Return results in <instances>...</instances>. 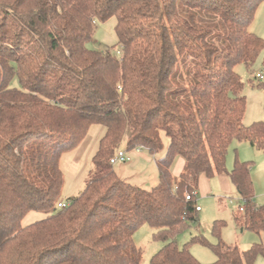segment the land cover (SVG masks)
<instances>
[{"label":"trees","instance_id":"trees-1","mask_svg":"<svg viewBox=\"0 0 264 264\" xmlns=\"http://www.w3.org/2000/svg\"><path fill=\"white\" fill-rule=\"evenodd\" d=\"M263 2L0 0V264H141L134 234L145 224L165 243L150 264H203L192 243L212 249V264L264 258L263 243L242 252L221 239L195 236L182 249L176 240L198 222L197 201L186 196L198 192L202 174L228 173L245 206L235 223L264 233L252 163L226 168L233 141L264 151V120L245 125L236 71H251L264 52V39L249 29ZM113 18L121 51L90 48L96 22ZM93 125L105 129L94 168L61 209V157ZM124 144L128 153L165 152L156 187L118 176L111 159ZM179 157L185 165L175 177ZM34 211L46 217L23 226Z\"/></svg>","mask_w":264,"mask_h":264},{"label":"rangeland","instance_id":"rangeland-1","mask_svg":"<svg viewBox=\"0 0 264 264\" xmlns=\"http://www.w3.org/2000/svg\"><path fill=\"white\" fill-rule=\"evenodd\" d=\"M96 23L94 40L89 47L101 51L109 49L113 52L121 51L115 30L116 19L113 18L106 23L98 21ZM249 29L252 33L264 39V2L259 5ZM263 59L264 52L260 54L251 71L244 65H239L236 69L244 83L243 95L247 100V110L244 118L246 125L264 119V88L259 85L264 83V80H259L256 77L257 74H264ZM104 132L105 129L102 125H93L89 130L88 137L82 144L62 155L60 161L64 176L62 201L67 202L68 199L76 197L84 191L89 173L94 168L92 158L98 150ZM165 144L167 147V140ZM121 149L126 150L125 144L122 145ZM142 152L151 157V160L143 158L139 166H133L134 161L118 163L114 168L121 179L134 186L151 190L158 185L160 179L156 159L164 157L165 152L158 153L155 156L145 149ZM236 161L252 163L251 178L254 185L255 200L258 206H264V151L255 150L249 142L233 141L227 155L226 168L228 171L233 169ZM183 166V158H177L172 166L173 175L178 176ZM197 205L201 208V212L198 213V222L191 223L190 227L177 234L176 240L179 248H184L195 236H202L214 245L218 244L221 239L227 245L238 246L242 252L247 251L256 243L264 244V233L244 231L235 223L234 217L239 212L240 205H244L238 197L236 189L228 195L214 194L212 197L198 198ZM45 217L46 215L42 212H31L23 219L22 225H32ZM216 221L222 224L220 235L214 232ZM157 232V229L148 224L141 226L135 232V244L143 250L141 264H150L152 257L164 247V242L155 239ZM189 249L203 264H212L217 260L216 254L206 245L192 243ZM254 264H264V258L259 255Z\"/></svg>","mask_w":264,"mask_h":264},{"label":"crops","instance_id":"crops-1","mask_svg":"<svg viewBox=\"0 0 264 264\" xmlns=\"http://www.w3.org/2000/svg\"><path fill=\"white\" fill-rule=\"evenodd\" d=\"M262 120H264V119H259V120H256L255 122L262 121ZM254 149L257 150L256 148H254ZM130 154L132 155V162L134 161L133 166H139L140 161L143 158L145 160H151V157H149L145 152H142V151L136 150V151L131 152ZM184 165H185V161H184ZM183 169H184V166H183L182 170L180 171V174L182 173ZM252 170H253V168H252ZM180 174L178 176H180ZM178 176H175V177H178ZM214 179H216V180H214ZM234 189H235V187L232 184L228 173L216 175L213 177H209L206 174H202L200 177V181H199L198 198H201V199L208 198V197L214 196V194H218L221 196L222 195H228V194L232 193ZM221 201H223V199H221Z\"/></svg>","mask_w":264,"mask_h":264},{"label":"built area","instance_id":"built-area-1","mask_svg":"<svg viewBox=\"0 0 264 264\" xmlns=\"http://www.w3.org/2000/svg\"><path fill=\"white\" fill-rule=\"evenodd\" d=\"M257 78L259 80H264V74H257ZM138 151H142V149H138ZM132 162V155L123 149H119L116 155L111 159L112 165H117L118 163H129ZM187 201H197L198 192H193V194H188L186 196ZM59 208L66 209L69 206L68 202L61 201L58 204ZM245 210V206L240 207V211L243 212ZM197 211L200 212L201 208L197 205Z\"/></svg>","mask_w":264,"mask_h":264}]
</instances>
